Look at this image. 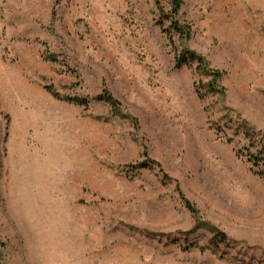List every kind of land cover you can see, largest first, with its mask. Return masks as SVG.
I'll return each mask as SVG.
<instances>
[{
    "label": "rangeland",
    "instance_id": "obj_1",
    "mask_svg": "<svg viewBox=\"0 0 264 264\" xmlns=\"http://www.w3.org/2000/svg\"><path fill=\"white\" fill-rule=\"evenodd\" d=\"M154 1L0 0V264H264V0Z\"/></svg>",
    "mask_w": 264,
    "mask_h": 264
},
{
    "label": "trees",
    "instance_id": "obj_2",
    "mask_svg": "<svg viewBox=\"0 0 264 264\" xmlns=\"http://www.w3.org/2000/svg\"><path fill=\"white\" fill-rule=\"evenodd\" d=\"M61 0H55V3L58 4ZM155 7L156 9L163 15V18H167L164 16L160 4V0H155ZM183 5L182 0H169V16L167 19L168 21V27L166 29V32L168 33V39L169 41H172V35H176L180 39H185L190 34V29L188 26L183 27L180 24V21L178 19L179 13L181 11ZM197 63V70L201 72L203 75L211 77V81L206 85V90L208 93H221L223 94V90H218V81L222 78L223 73L220 71H211L208 70L205 66L204 59L201 57L196 56L193 52L185 50L183 53L180 54V57L176 61V67L181 68L185 65ZM217 83V85H216ZM49 92L52 93V91L49 90ZM55 94V93H53ZM97 101L105 102L112 107H117V102L108 94H103L101 96L96 97ZM80 105H83L84 103L79 101ZM241 130L243 134L246 136L247 139H251L253 137V129L247 127V125L242 124ZM251 161H257V157L255 155H250L249 157ZM215 240L217 243H224L225 237L223 234L216 233L215 234Z\"/></svg>",
    "mask_w": 264,
    "mask_h": 264
}]
</instances>
